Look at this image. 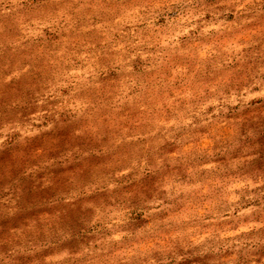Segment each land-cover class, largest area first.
<instances>
[{
    "label": "clouds",
    "instance_id": "obj_1",
    "mask_svg": "<svg viewBox=\"0 0 264 264\" xmlns=\"http://www.w3.org/2000/svg\"><path fill=\"white\" fill-rule=\"evenodd\" d=\"M0 264H264V0H0Z\"/></svg>",
    "mask_w": 264,
    "mask_h": 264
}]
</instances>
